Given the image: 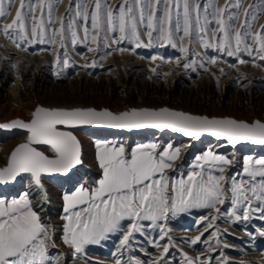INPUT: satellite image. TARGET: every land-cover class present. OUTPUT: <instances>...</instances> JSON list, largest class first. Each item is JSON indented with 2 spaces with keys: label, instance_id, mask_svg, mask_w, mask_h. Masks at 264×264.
I'll return each mask as SVG.
<instances>
[{
  "label": "snow or ice",
  "instance_id": "obj_1",
  "mask_svg": "<svg viewBox=\"0 0 264 264\" xmlns=\"http://www.w3.org/2000/svg\"><path fill=\"white\" fill-rule=\"evenodd\" d=\"M11 3L0 0V24ZM59 3L61 0H20L14 18L0 29V34L17 48L21 44L57 42L63 48L70 39L73 46L95 45L88 47L89 52L99 51L101 45L128 51L120 47L127 42L133 46L131 50L159 44L188 54L191 45L198 43L204 49L235 56L241 64L247 62L240 57L242 52L264 61V25L252 31L258 14L264 12V0H254L248 7H244L243 0H225L223 6H218L217 0H120L116 6L110 0H69L65 13L57 17L54 12ZM237 21L239 28L235 26ZM56 23L58 28L51 27ZM216 61L215 56L210 59V63ZM62 63L64 68L71 67L67 58ZM98 66L93 60L84 67ZM183 67L188 69L192 64ZM83 127L129 132L170 130L196 141L207 134L234 149L244 144L264 146V122L260 120L209 118L168 107L113 112L92 107L37 106L28 122L17 119L0 124V129L27 132L26 141L11 151L5 166H0V185L28 184V190L16 198H0V264H64L61 255L50 251L57 248V226L47 223L41 214L43 206L51 202L46 185L56 179L69 185L62 195L61 241L77 258L85 246L99 244L117 232L121 233L119 249H127L135 234H143L142 222L159 228L163 239L165 225L158 222L189 209L210 210L208 216L197 221H211L205 232L214 228L225 205L230 207L223 215L233 223L248 221L254 213L264 219V158L247 156L242 173L230 175L227 168L233 160L209 149L196 155L186 173L177 176L169 175V170L179 172L175 162L181 158L180 147L157 142L130 147L124 142L96 139L94 161L98 174L85 179L80 174L85 162L84 145L76 135ZM122 222H127L126 230ZM203 235L201 232L190 243L197 244ZM259 235L264 236V231ZM211 237L219 243V229L212 231ZM168 251V245H164L151 264H161ZM198 260L200 257L184 254L185 264H196ZM115 264H121V260ZM131 264L141 261L133 260ZM219 264H228L227 258Z\"/></svg>",
  "mask_w": 264,
  "mask_h": 264
},
{
  "label": "rangeland",
  "instance_id": "obj_2",
  "mask_svg": "<svg viewBox=\"0 0 264 264\" xmlns=\"http://www.w3.org/2000/svg\"><path fill=\"white\" fill-rule=\"evenodd\" d=\"M224 2L217 0V5L223 6ZM253 2L243 0V5L248 7ZM110 3L116 6L120 0H110ZM19 4L20 0H12L0 29L11 23ZM68 4L69 0H61L55 9V16L65 13ZM5 6L7 8V4ZM36 14L39 15V10ZM261 25H264V12H260L254 21L253 33L260 30ZM235 26L239 28L240 21ZM51 27L58 28L59 23ZM144 41L147 42L146 37ZM184 43L187 45V40ZM88 47L95 45L81 43L73 46L69 39L63 48L59 42L21 44L17 48L11 39L0 34V121L14 117L27 120L37 104L48 107H105L113 111L129 106H169L207 116H231L248 122L254 119L264 121V61L255 54L250 57L240 53V57L247 61L241 64L235 56L204 49L198 43L191 45L188 54L181 53L178 48L159 44L152 48L131 50L133 46L124 42L120 47L129 49L124 52L115 50V45L108 48L101 45L97 52H89ZM153 56L158 59L153 60ZM214 56L217 57L215 64L210 63ZM58 57L60 63H57ZM65 58L71 67L64 68L62 62ZM93 60L97 61L98 67H84ZM185 63H191L192 67L185 69ZM121 133L94 130L76 132L84 145L86 167L80 169V174L85 179L96 178L98 174L94 161L96 139L124 142L130 147L149 142L165 146L171 143L180 147L181 158L175 162L179 172L169 170V175L177 176L180 172L186 173L196 155L209 149L233 160L227 168L230 175L242 173L245 157L264 158V147L238 145L234 149L225 141L202 138L193 142L169 131ZM25 139L24 132L0 130V165L5 164L10 149ZM46 187L49 195L57 201L48 215L41 214L47 223L57 226V248L50 251L53 255H61L64 264H115L117 259L121 260V264H131L133 260L151 264L160 256L164 245H168L169 251L161 264H185L184 254L190 258L200 257L196 264H219L225 257L228 264H264V236L259 235L264 231V219L260 218L259 213H254L248 221L233 223L223 215L230 205L223 206L214 228L207 232L204 228L211 221H197L208 216L210 210L189 209L158 222L165 225L166 235L163 239L159 228H152L149 222H142L145 225L143 234H135L127 249H119L121 233L117 232L109 234L99 244L85 246V251L77 254V258L73 250L61 241L64 223L61 219L62 195L69 185L62 179H56ZM27 190L25 181L0 190V198H16L17 194ZM36 199L33 196L34 202ZM46 206L48 204L43 208ZM215 214L211 212V215ZM122 223L123 230H126L127 222ZM216 229H219V243L217 238L211 237V232ZM201 232L204 233L201 241L192 245L191 239Z\"/></svg>",
  "mask_w": 264,
  "mask_h": 264
},
{
  "label": "water",
  "instance_id": "obj_3",
  "mask_svg": "<svg viewBox=\"0 0 264 264\" xmlns=\"http://www.w3.org/2000/svg\"><path fill=\"white\" fill-rule=\"evenodd\" d=\"M37 106H42V107H45V108H67V109L75 108V107H48V106H44V105H41V104H37V105L33 108V110L31 111V113L35 110V108H36ZM76 107H81V106H76ZM143 107H147V106H140V107H132V106H129V107L124 108V109L119 110V111H113V110H111V109H109V108H105V107H102V108H95V107H92V108H95V109H97V110H100V109H108V110L113 111V112H120V111H123V110H126V109H132V108H137V109H138V108H143ZM161 107H168L169 109L178 110V111H184V110H181V109L171 108V107H169V106H161ZM85 108H87V107H85ZM147 108H160V107H147ZM184 112H186V113H190V114H195V113H191V112H188V111H184ZM196 115H204V114H196ZM204 116H207V115H204ZM208 117H209V118H233V119H236V118L231 117V116H208ZM17 119H19V120H21V121H24V122H28V121L31 120V116H30V118L27 119V120L22 119V118H20V117H14V118H11V119L6 120V121H0V124H2V123H8V122H11L12 120H17ZM236 120H238V121H245V120H239V119H236ZM255 120H259V119H254L253 121H255ZM260 121H262V120H260ZM247 122H248V121H247ZM251 122H252V121H251ZM262 122H264V121H262ZM0 130H1V131H15V130H17V131H20V132H24V133H26V136H27V132H26V130H24V129H10V130H9V129H0ZM80 130L111 131V132H122V133H135V132H143V131H158V132H161L160 130H152V129H149V130H133V131L129 132L128 130L98 129V128H93V127H83V128H81ZM164 131H169V132H171L170 130H164ZM171 133H173V132H171ZM173 134H176L177 136H179V137H181V138L191 139V138H188V137H184L181 133H173ZM202 138H211V139H215V138H213V137L208 136L207 134H205V136H203ZM25 141H26V139L23 140V141H20V142L16 143V144L10 149V151H9V153H8V156L10 155L11 151H12L16 146H18L20 143H23V142H25ZM193 142H197V141H196V140H193ZM244 145L257 146V147H264V146H260V145H251V144H244ZM8 156H7V158H8ZM6 162H7V160H6ZM6 162H5V164L0 165V166H5V165H6ZM6 187H12V185H0V188H6Z\"/></svg>",
  "mask_w": 264,
  "mask_h": 264
},
{
  "label": "bare ground",
  "instance_id": "obj_4",
  "mask_svg": "<svg viewBox=\"0 0 264 264\" xmlns=\"http://www.w3.org/2000/svg\"><path fill=\"white\" fill-rule=\"evenodd\" d=\"M15 7V5L13 6V8ZM80 131V130H79ZM82 131V130H81ZM107 132H111V131H107ZM143 132H145V131H143ZM155 132H158V131H155ZM120 133V132H119ZM122 134V133H121ZM202 139V138H201ZM84 166H85V164H84ZM86 167V166H85ZM16 185V184H15ZM14 185V186H15ZM14 186H12V187H14ZM11 187V188H12ZM7 188V187H6ZM0 190H5V188H0ZM50 198H51V202L50 203H53V204H48V206H46L45 208H43L41 211V213H43V214H45V216L46 215H48V213H50V209L52 208V207H55L56 205H54L55 204V202L57 201L55 198H52L51 196H50Z\"/></svg>",
  "mask_w": 264,
  "mask_h": 264
}]
</instances>
